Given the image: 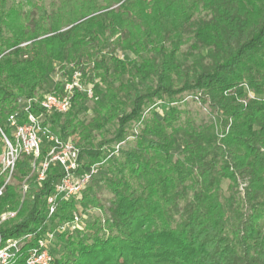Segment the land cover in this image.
<instances>
[{
	"label": "trees",
	"instance_id": "1",
	"mask_svg": "<svg viewBox=\"0 0 264 264\" xmlns=\"http://www.w3.org/2000/svg\"><path fill=\"white\" fill-rule=\"evenodd\" d=\"M201 12L209 18L190 30ZM189 34L192 50L205 51L190 64L179 59ZM109 44L133 58L106 53ZM63 63L80 72L92 97L75 89L70 110L44 125L77 146V173L105 165L111 199L99 204L90 188L96 174L80 201L61 202L48 217L47 197L62 174L50 167L39 186L23 156L0 196V215L16 213L0 224L2 241L42 234L97 207L103 221L55 236L54 264H264V0H58L48 11L0 0L3 132L17 100L46 87L44 94L63 93L65 81L54 79ZM187 98L211 120L183 119ZM88 101L94 107L84 123L78 113ZM110 123L113 137L94 145ZM2 145L0 135V153Z\"/></svg>",
	"mask_w": 264,
	"mask_h": 264
},
{
	"label": "built area",
	"instance_id": "2",
	"mask_svg": "<svg viewBox=\"0 0 264 264\" xmlns=\"http://www.w3.org/2000/svg\"><path fill=\"white\" fill-rule=\"evenodd\" d=\"M69 76L63 86V93L55 92L44 94L38 102L42 111L39 115L30 112L33 99L17 100L18 109L11 113L6 120L8 134L0 129L2 139V151L0 153V174L3 175V185L0 187V196L6 186L13 180L15 167L23 156L31 158L32 172L36 173V182L39 186L45 180L50 167H57L62 176L54 183L52 194L47 197L50 217L61 202L74 200L76 203L82 199L86 188L91 184L97 174L98 164L92 165L82 173H77L79 168V149L70 139L61 141L50 133L44 125L45 118L52 114H65L71 108V101L75 89L92 97L91 90L85 89L81 82V74L73 66H69ZM20 112L25 114L24 122L19 121ZM46 148L44 159L36 166L42 150ZM115 147L114 153L117 152ZM27 190L25 181L20 187L22 199ZM85 213H73V219L69 222L56 223L53 230L44 233L26 234L20 239H10L5 243L0 237V264H14L21 256L23 247L29 243L23 255V264H54L51 255V246L57 234H64L82 230L81 222L86 219ZM15 212H5L0 215V224L15 216Z\"/></svg>",
	"mask_w": 264,
	"mask_h": 264
},
{
	"label": "rangeland",
	"instance_id": "3",
	"mask_svg": "<svg viewBox=\"0 0 264 264\" xmlns=\"http://www.w3.org/2000/svg\"><path fill=\"white\" fill-rule=\"evenodd\" d=\"M15 3L18 2H23L25 5V2H30L32 4H35L37 6H42L46 11H48L49 9V5L51 3H56L58 0H14ZM30 6H25L24 10H28L30 9ZM209 17L207 16L206 13L201 12L199 14H197L193 20V23L191 25L190 30L195 29L203 20L208 19ZM187 42L186 44L181 48V56H179L180 60H187V63L190 64L192 62H194L195 60H197V58L201 55L203 56L205 51L204 50H200L199 52L192 50V48H194L196 46L195 40L193 39L192 35L189 34L187 37ZM105 52L106 53H110L114 56H117L119 58H125V59H132L133 57L130 56H126L123 55V53L114 48V46L112 44H109L106 48H105ZM184 54H187L185 56H182ZM186 58V59H185ZM82 62H84V64H89L91 61L90 59L86 56L83 55ZM58 66V65H57ZM70 70L68 68V65L65 66L64 63L63 65H59V70L57 71V73L54 75V79L56 82H64L66 81V78L69 74ZM47 88V87H46ZM46 88L43 89L42 91H40L38 93L37 96H35V99L38 101V97L46 92ZM184 104L182 105L181 110H185L186 113L183 114V119L185 118H190L191 120L194 121L195 124H199V123H203V122H208L211 120V117L207 114V109L205 110V107L200 106V104L198 103H194L192 102V99L187 98L184 100ZM94 104L92 101H88L84 104V106L81 107V109L79 110L78 113V117L81 121H83L84 123L89 122V120L92 117V110H93ZM77 109V108H76ZM159 112H161V108L157 109ZM147 116V115H146ZM182 119V120H183ZM116 124L115 123H110L108 124L105 129L107 131H103L101 133V135L99 134H95V140H94V145H96L98 142H103L106 139H110L113 137V134L116 131ZM132 131H134V133L137 132V125H132L131 126ZM78 137H75V140H77ZM132 138H130L131 140ZM105 177V165H103L102 167H98V173L96 175V178L94 179V181L92 182L90 188L92 191H94L97 194V198H98V202L99 204H102L105 206V204L107 205L109 200L111 199V195L108 194L107 189L105 188V184L103 183V179ZM13 183V180H12ZM11 183V184H12ZM229 182L228 181H223L221 184L222 187V191L223 194L225 196H228L229 193L227 191V187H228ZM243 188L242 185H240L238 187V190L241 191ZM20 191V190H19ZM242 193V192H241ZM85 218L83 219L81 222V226H82V230L85 229L87 222L92 223L95 219H100L101 221L104 220V214L102 210H99L97 207H92L90 208L86 213H85Z\"/></svg>",
	"mask_w": 264,
	"mask_h": 264
}]
</instances>
